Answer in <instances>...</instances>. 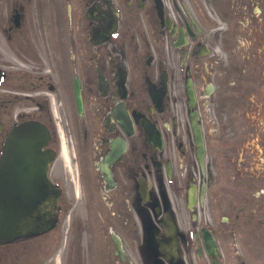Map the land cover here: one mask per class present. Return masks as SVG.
<instances>
[{"label": "flooded vegetation", "instance_id": "flooded-vegetation-1", "mask_svg": "<svg viewBox=\"0 0 264 264\" xmlns=\"http://www.w3.org/2000/svg\"><path fill=\"white\" fill-rule=\"evenodd\" d=\"M33 120L59 217L0 264H264V0H0V155Z\"/></svg>", "mask_w": 264, "mask_h": 264}, {"label": "water", "instance_id": "water-1", "mask_svg": "<svg viewBox=\"0 0 264 264\" xmlns=\"http://www.w3.org/2000/svg\"><path fill=\"white\" fill-rule=\"evenodd\" d=\"M49 132L37 122L18 126L0 160V243L42 233L57 218L59 190L48 172Z\"/></svg>", "mask_w": 264, "mask_h": 264}]
</instances>
